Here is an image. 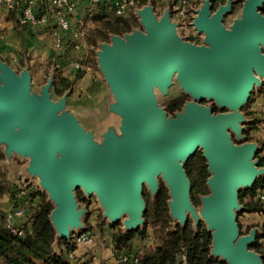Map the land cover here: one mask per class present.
Listing matches in <instances>:
<instances>
[{
    "label": "water",
    "instance_id": "1",
    "mask_svg": "<svg viewBox=\"0 0 264 264\" xmlns=\"http://www.w3.org/2000/svg\"><path fill=\"white\" fill-rule=\"evenodd\" d=\"M233 6L234 0H226L213 10V0H200L191 24L203 35L202 44L182 35L169 6L161 14L152 0L135 8L138 26L97 44L108 96L107 115L95 128L69 104L71 90L53 97L54 69L37 90L28 61L18 72L0 57L2 168L12 183L20 176L37 181L53 204L57 239L70 240L86 229L89 209L79 190L95 196L104 218L121 221L127 233L146 223L144 190L156 197L164 183L174 226L191 219L197 232L204 223L212 236L211 257L264 264L251 248L262 229L242 234L238 222L244 210L240 192L264 177L260 143L245 141L252 120L243 111L264 84V0H245L227 25ZM175 85L191 99L170 113L162 99ZM198 151L209 172V193L200 196V206L186 170Z\"/></svg>",
    "mask_w": 264,
    "mask_h": 264
},
{
    "label": "trees",
    "instance_id": "2",
    "mask_svg": "<svg viewBox=\"0 0 264 264\" xmlns=\"http://www.w3.org/2000/svg\"><path fill=\"white\" fill-rule=\"evenodd\" d=\"M156 5L157 0H152ZM215 4L226 2V0H214ZM245 1V0H241ZM148 0H139L137 6L145 5ZM164 5L163 2H161ZM38 13L47 12L41 3H37ZM16 11V10H13ZM130 11L125 15L116 16L113 11V16L109 15L107 19L101 20L94 27L86 30L85 38L91 46H97L100 41H107L110 34L122 35L131 31L132 27L137 25V20ZM52 15V14H51ZM57 26V24H55ZM21 28L23 26H20ZM28 26H24L27 28ZM80 73L77 78L82 77ZM55 82L57 85H62V89H66L72 82L68 78L60 77ZM70 86V85H69ZM60 92V89L57 88ZM64 91L61 90V94ZM185 102V98L179 97L172 100L168 106V111L174 113L179 110ZM215 110H217L215 108ZM252 121L249 124L254 125ZM253 128V127H252ZM250 141L253 138L248 139ZM263 146L264 141H260ZM263 151V150H262ZM260 160V166L264 167V155L260 151L257 154ZM186 170L189 178L192 181V193L204 192L206 190L204 184L208 178V166L206 159L201 152H197L192 156L187 165ZM3 181L6 182V188H0V197L9 196L10 206L12 207H26V202L18 200L17 195L21 192L16 188L12 189L11 185L5 178L6 175L0 173ZM1 180V179H0ZM3 183V182H0ZM27 186L22 187V191H27ZM31 191V190H30ZM168 190L162 183L161 189L157 195L156 202L149 208L145 214L146 226L150 221H158L155 224V244L152 248H146L139 251L140 264H180L179 255L185 254V264H226L217 258L210 256V246L212 236L208 232L204 223H201L196 232L193 227L191 219L188 220L185 226L176 224L172 227L170 225V218L168 215L167 195ZM260 194H264V177L256 180L254 186L249 190H242L240 192V201L244 205V212L251 214H264V200L261 199ZM29 208L27 210V220L25 222L14 225L17 229L23 230L24 235L15 234L7 221V213L0 207V264H90L89 261H76L72 258L71 253L76 250L77 241L76 236L72 235L70 240L59 238L57 239L56 230L50 220V214L53 210V205L47 202V194L38 187L30 192ZM193 195V194H192ZM78 197L81 202H86V197L82 191H78ZM146 198V194H145ZM196 204V202L194 201ZM240 225V224H239ZM146 226L142 230H134L124 233L122 229L114 232L112 236L113 249L117 259L124 252H132L133 242L137 236L146 237ZM241 226V225H240ZM259 226L263 233L258 234L257 241L252 244L251 248L263 255L264 260V219L251 224V228ZM242 234H246L243 233ZM103 264H119L117 262L109 261Z\"/></svg>",
    "mask_w": 264,
    "mask_h": 264
},
{
    "label": "rangeland",
    "instance_id": "3",
    "mask_svg": "<svg viewBox=\"0 0 264 264\" xmlns=\"http://www.w3.org/2000/svg\"><path fill=\"white\" fill-rule=\"evenodd\" d=\"M198 1V5L200 4V0ZM0 5H3L0 3ZM243 6V1L241 0H234V6L233 11L225 18V23L228 25L232 22V20L235 17H238L240 15L241 9ZM159 14L163 12V10H158ZM261 11L264 13V7L261 9ZM136 20L137 25L138 19L133 12ZM109 15H103V16H91L90 22H88L89 27L88 30L92 27H94L96 24H98L101 20L107 19ZM44 25V24H41ZM39 26V25H38ZM29 27V26H28ZM24 28V26L22 27ZM86 29V30H87ZM182 35L187 39L186 35L183 32V29L180 27ZM192 30V29H191ZM2 34V30L0 29V35ZM203 37V35H201ZM109 40V39H108ZM36 48V47H35ZM39 49H42L43 51L40 52L36 49L30 50L27 49L24 53H22V58H16V51L11 50L9 52L3 51V55L5 57L9 58L10 65H12L18 72L21 71V69L24 67L25 62L28 61L30 65V70L32 74V82L33 87L37 90H39L42 85H44L49 76L51 71L54 69L56 73L55 82L58 80L57 78L65 77L68 78L71 84L68 85L66 89H62V85H57L54 83L52 94L55 99L59 98L61 95L64 94L67 90H71V93L69 95V104L74 107L78 113L80 114L81 121L90 128H95L101 124L103 119L107 115V96H108V88L106 86L105 80L103 79V76L98 68L97 64V57H96V49L97 46H91L87 42V44H84V46H81L78 50L72 49V55L70 56L71 59H68V62L62 63L59 61V57H53V53L51 50V47L48 46V44L39 47ZM72 59H76L79 61H84L85 68L84 69H76L75 67H72ZM82 73V77L77 78V76ZM57 88L64 91L62 94L57 90ZM183 97L186 100L191 99L189 96H187L179 87V85H175L172 87L171 92L168 97L162 99V104L166 107L168 110V106L172 100L175 98ZM204 103H209L206 100L203 101ZM214 106V104L212 105ZM219 111V109H218ZM221 111V110H220ZM243 111L247 115L249 119L255 122L254 125L249 124L245 130V141H248V139H258L260 141H264V84L261 87H256L254 92L252 93V96L248 102V104L243 108ZM253 127V128H252ZM263 150V151H262ZM260 151L262 152V155H264V144L261 145ZM259 151V152H260ZM201 152V151H198ZM202 153V152H201ZM5 159V155L3 151L0 149V173H3L6 175V179L9 182V186L11 185L12 189L16 188L19 190L20 195H17L19 197L18 200L25 201L29 204V199H26V197H30V192L32 193L34 191V188L38 187L40 190V186L38 185L37 181H30L25 179L23 176H20V179L18 183H12L8 179V172L4 171L2 168V161ZM18 164L21 167L24 163L18 160ZM187 165V164H186ZM0 176H2L0 174ZM209 177V173H208ZM0 188H6L7 184L4 182L2 177H0ZM207 179L205 181V188L206 190L204 192H194L192 193L193 201L196 202V206L201 205L200 196L206 195L209 193V188L207 186ZM164 184V183H163ZM26 185L27 191H22V187ZM31 190V191H30ZM17 191V190H16ZM144 193L146 194V202H147V210L153 206V204L156 202V197H153L151 193L145 189ZM167 205H168V199L169 194L167 193ZM145 197V195H144ZM86 202H82L83 204L88 205L89 213L86 215V218L84 220V223L86 225V229L84 231H81L80 233H74L73 235L76 236L77 241V247L76 250L72 253V258L76 261H89L90 264H96L97 261L99 264H103L105 262L114 261L117 262V257L115 254V251L113 249V243H112V236L114 232L123 229V223L121 221L111 224L107 219L103 216V209L100 207L99 202L97 201L95 196H92L91 198H86ZM0 207L7 208L6 203L10 201V197L7 195L4 197H0ZM47 202L51 203L48 198ZM25 203V204H26ZM52 204V203H51ZM53 205V204H52ZM168 215L170 218V225L172 227L174 226V221L170 215L169 208H168ZM253 216V214L249 212L241 211L238 216V222L241 225V233H246L249 230V226L251 224H254L256 222H252L253 220L250 219V217ZM158 221H150L149 224L146 223L143 228H139L138 230H142L146 226V237L142 238L140 236H137L133 242L134 248L133 251H143L146 248H152L155 244V224ZM154 232V233H153ZM85 234L88 238V242H80L78 243V238L80 234Z\"/></svg>",
    "mask_w": 264,
    "mask_h": 264
},
{
    "label": "built area",
    "instance_id": "4",
    "mask_svg": "<svg viewBox=\"0 0 264 264\" xmlns=\"http://www.w3.org/2000/svg\"><path fill=\"white\" fill-rule=\"evenodd\" d=\"M139 0H113L110 4L112 6L114 14L125 15L130 11H134L137 8ZM41 3V6L45 7L47 12L38 13L37 3ZM164 3V5L161 4ZM1 4H4L9 10H16L18 12V24L20 26H38L41 24H50L51 14L55 17V24L57 28H60L63 32L71 30V17L75 14L77 10L76 0H0ZM91 5H99L102 0H90ZM157 5V6H156ZM155 9L163 10L165 7L169 6L171 8V15L173 19L180 22V27L183 29L184 34L188 39H193L198 34L194 29L192 23L194 13V8L198 6L197 0H157ZM162 13V12H161ZM84 23H80V27L74 31L73 38L70 40L67 46L74 50H78L82 46V41L87 44L85 34L86 26ZM192 29V30H191ZM59 33L55 32L56 35V48L62 46L61 37ZM72 67L76 69H84V61H79L72 59ZM262 200H264V194H260ZM29 208L28 203L26 207H12L7 213V221L9 222L12 231L15 234L21 236L24 235L23 230L17 229L14 225L25 222L27 220V210ZM88 238L85 234H80L78 238V243L88 242ZM72 256V253H71ZM186 255L180 254L179 261L180 264H185ZM119 264H140V258L137 251L124 252L118 259Z\"/></svg>",
    "mask_w": 264,
    "mask_h": 264
},
{
    "label": "crops",
    "instance_id": "5",
    "mask_svg": "<svg viewBox=\"0 0 264 264\" xmlns=\"http://www.w3.org/2000/svg\"><path fill=\"white\" fill-rule=\"evenodd\" d=\"M76 1L78 5L75 14L71 17V30L66 32L57 28L53 14L50 24L21 28L17 20L18 12L7 9L4 4L0 5V29L2 30V34L0 35V57L9 61V58L3 55V51L9 52L11 50V54L12 51H16V58L20 59L22 58L21 54L27 49H35V51L37 49L42 52L43 50L39 49V47L48 44V46L51 47L53 57H59V61L67 63L72 55V48L67 45L73 38L72 34L74 31L80 27V23L83 22L84 26L89 27L88 22H90L89 18L91 16H113V8L110 6L113 0H102L101 4L95 6L91 5L90 0ZM55 32L59 33L58 35L61 37L62 46L59 48H56L57 40ZM84 44L85 42L82 41V46H84ZM254 140L259 142L258 139ZM0 202H2V200ZM10 205V201H8L6 203L7 208L3 207L2 209L8 212L11 210ZM250 219L253 220L252 222H259L264 219V214L255 213ZM99 262L97 261L96 264H99Z\"/></svg>",
    "mask_w": 264,
    "mask_h": 264
},
{
    "label": "flooded vegetation",
    "instance_id": "6",
    "mask_svg": "<svg viewBox=\"0 0 264 264\" xmlns=\"http://www.w3.org/2000/svg\"><path fill=\"white\" fill-rule=\"evenodd\" d=\"M213 3H214L213 10H215V9L219 6V4H218V5L215 4V1H214V0H213ZM224 3H225V2H224ZM220 4H222V3H220ZM196 33H197V31H196ZM197 34H198V33H197ZM201 35H202V34H198V36H196L195 38H193V39H188V38H187V40H188V41H191V42H195V43H197V44H202V43H203V37H202ZM189 100H190V99H189ZM187 101H188V100L185 99L184 104H185ZM203 103H204V102H203ZM184 104H183V106H184ZM183 106H182V107H183ZM182 107H181V108H182ZM181 108H180V109H181ZM215 108H216L217 110H215ZM180 109H179V110H180ZM213 109H214L215 112H218V108H217L215 105L213 106ZM244 132H245V131H244ZM244 134H245V133H244ZM248 141H250V140H248ZM252 141H255V140H252ZM161 184H162V183H161ZM144 195H145V193H144Z\"/></svg>",
    "mask_w": 264,
    "mask_h": 264
}]
</instances>
